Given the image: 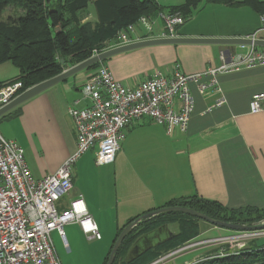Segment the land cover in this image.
<instances>
[{
  "label": "crops",
  "instance_id": "1",
  "mask_svg": "<svg viewBox=\"0 0 264 264\" xmlns=\"http://www.w3.org/2000/svg\"><path fill=\"white\" fill-rule=\"evenodd\" d=\"M212 5L213 15L201 18V25L196 24L200 15L193 17L180 26L178 36L246 38L261 26V14L249 7ZM163 33L155 29L148 38ZM146 35L135 33L132 39H148ZM262 38L264 41V35ZM227 49L211 44L158 45L116 55L105 65L122 85L134 88L155 72L171 76L176 64L187 74L218 66ZM230 49L228 61L246 54L249 46ZM18 74L19 70L11 78L0 76V83ZM89 75L86 70L79 72L0 117V133L24 150L35 178L54 175L75 154L76 133L68 111L72 106L84 109L90 105L83 96ZM217 81V90L201 92L191 86L195 106L186 132L175 129L169 134L164 126L143 118L124 130L113 164L97 165V148L74 163L72 197L83 198L101 239L81 235L89 242L101 241L105 249L111 244L101 264L119 229L173 199L195 197L229 210L264 209V112L252 114L249 108L252 96L264 92V67H241L219 75ZM64 197L58 202L61 210L69 209L75 200L67 205ZM168 229L171 231L169 225ZM62 239L67 247L66 233ZM203 251H187L162 264L183 258L180 264H194L204 259Z\"/></svg>",
  "mask_w": 264,
  "mask_h": 264
},
{
  "label": "built area",
  "instance_id": "2",
  "mask_svg": "<svg viewBox=\"0 0 264 264\" xmlns=\"http://www.w3.org/2000/svg\"><path fill=\"white\" fill-rule=\"evenodd\" d=\"M160 17L170 32L161 37H175V28L183 25L184 19L179 15ZM260 20V28L246 38L263 40L264 14ZM137 25L143 26L149 35L155 21L141 17L136 25L118 34L119 43L111 48L134 42L132 35ZM227 58L222 52L220 65L194 74H187L176 64L171 76L155 72L134 88L122 85L107 66L90 72L83 86V96L90 105L84 109L72 106L68 111L75 127L76 152L54 175L35 178L24 150L0 134V264H61L52 233L57 232L64 238V227L68 223H77L86 236L100 240L98 227L81 196L69 209L58 210V202L73 190L74 163L97 148L96 164H113L124 130L143 118L164 126L169 134L175 129L186 132L195 106L191 86L196 85L201 92L217 90L221 74L241 67H264V47L252 45L246 54L230 61ZM22 88L21 82L0 86V110L22 94ZM249 108L252 114L264 112V92L252 96ZM260 235L263 234L239 237L254 239L261 238ZM230 239L235 240V237ZM224 255L228 254L221 256Z\"/></svg>",
  "mask_w": 264,
  "mask_h": 264
},
{
  "label": "trees",
  "instance_id": "3",
  "mask_svg": "<svg viewBox=\"0 0 264 264\" xmlns=\"http://www.w3.org/2000/svg\"><path fill=\"white\" fill-rule=\"evenodd\" d=\"M91 1L94 3L97 25L104 31L102 37L105 34L109 37L105 38L110 40L105 45V48L109 49L119 43L118 34L124 30L127 31L129 26L136 25L141 17L155 21L161 15H179L184 19V24L189 22L202 0H186L183 4L171 7H164L156 0H0V65L10 63L19 70L16 78L9 82H1L0 86L21 82L23 85L21 92H24L32 86L60 75L69 66H75L91 58L95 51L102 52L104 50L102 41L96 40L99 34L101 38L100 30L96 36L95 32L92 35L89 30L91 22L83 23L90 12ZM207 1L228 7L245 6L259 14H264V1L261 0ZM11 7L18 8L21 14L17 18L9 16L7 20L1 19L2 14ZM180 26L182 25L175 28L176 36L179 35ZM163 32L166 35L170 34L167 29ZM148 37L150 36H144V38ZM105 63L106 60L89 67L86 71L94 72L99 67L106 66ZM20 113L21 110L16 111L13 116ZM170 206L190 208L226 223L233 222L237 214L264 212V209L258 210L252 207L229 210L217 202L199 200L195 197L173 199L164 207ZM171 213L197 219L180 212H167L145 219L126 237L114 264L122 252L126 254L125 264H149L167 252L185 246L191 238L183 239L187 232L181 227V231L176 233L170 241L154 247L131 262L126 261L136 240L163 225L168 226L169 222H162L158 217ZM158 222L160 225H155ZM123 229H119V234ZM163 250L165 251L161 253ZM110 253L104 264H107ZM226 254L228 255L217 256L207 262L200 261L195 264H264V244L255 248L250 246L242 252Z\"/></svg>",
  "mask_w": 264,
  "mask_h": 264
},
{
  "label": "rangeland",
  "instance_id": "4",
  "mask_svg": "<svg viewBox=\"0 0 264 264\" xmlns=\"http://www.w3.org/2000/svg\"><path fill=\"white\" fill-rule=\"evenodd\" d=\"M156 1L164 7H171V6L183 4L185 3L186 0H156ZM214 6L215 5H212V3H209L207 0L201 1L194 15V17L200 15V19L196 23L197 25H201V18H203L206 14L213 15V12L215 11L213 9ZM89 11L90 12L88 13V16L85 18L83 23L91 22V29L89 27V30L92 33V35L95 32V36H96L98 30H100L99 33H101V38L99 34L96 40L102 41V42L100 41L103 46L102 49H104L103 51H105V49L107 50V48H105V45L110 40L105 39V38H109L106 34L102 37V33L104 31H102L97 25L96 17H95V7L92 1L89 6ZM20 14H21V11L18 8L11 7L10 9H7L2 14L1 19L7 20L9 16H13L14 18H17ZM187 23H185L182 26H185ZM155 29L157 32H159V30L160 31L165 30L163 20L161 19V17L156 18L154 30ZM134 33L141 34V33H147V32L143 26L137 25ZM97 53H100V52H97ZM16 72H18V69L14 67L13 65H11L10 63H6V65L0 68V76L2 77L11 78L15 75ZM105 187L106 186L103 185V189H105ZM72 196H73V190L70 192L69 195L64 197L63 201L68 205L73 199L76 200L78 198V197L75 198ZM58 210L60 212L63 211L60 208H58ZM158 218H160L161 219L160 221L162 222L163 221L169 222L170 223L169 227L171 231L173 232L179 233L181 231V227L185 228L186 229L185 232H187V234L185 235V238L183 239H186V238L187 239L191 238V239L182 248L169 251L166 254L161 255L157 260L149 264H160V263L162 264V263H165L170 258L181 255L187 251H194L200 248H204V251H203L204 259L200 261L207 262L208 260H211L217 256H221L222 254H226V253L233 254L236 252H242L245 249L250 248V246L255 248L258 245L264 244V229L256 230V231H236V230H232L228 228L216 227L203 220H200V219L195 220V219H191V218L185 217L180 214H175V213H171L168 215L163 214ZM233 219L234 221L229 224L240 225V226L241 225L242 226H254V227L264 226V212H257L253 214L252 213L251 214H248V213L237 214L235 215ZM250 219H253V220L249 221ZM155 225H160V223L159 222L155 223ZM64 230L66 233V240L68 243L67 247H65L64 240L58 235L57 232L52 233V239H53L58 257L61 261V264H101L102 259L104 258L111 244L109 245L107 249H105L101 241H95V242L87 241V239L81 235L82 231H80L81 229L77 223L66 224L64 227ZM251 233L252 234L259 233L263 235L258 236L261 238L254 237V239L252 238L245 239L244 237V239L241 240V238L239 237V236H246L247 234H251ZM188 234H189V238H188ZM230 237H235V240L230 239ZM224 238H227L228 240H230V242L225 241ZM166 249H168V247ZM165 250L161 251V253H163ZM125 255L126 254L122 252L120 256L118 257L116 264H125L124 263ZM183 259H178L177 261L171 264L183 263V261H185Z\"/></svg>",
  "mask_w": 264,
  "mask_h": 264
},
{
  "label": "water",
  "instance_id": "5",
  "mask_svg": "<svg viewBox=\"0 0 264 264\" xmlns=\"http://www.w3.org/2000/svg\"><path fill=\"white\" fill-rule=\"evenodd\" d=\"M170 44H211V45H219L228 47L226 51L223 52L226 56H230L232 51L230 48H237V47H244V46H257V47H264L263 40H252L249 38H242V37H233V38H207V37H186V36H175V37H159V38H148L144 40L134 41L129 44H125L122 46L113 47L102 51L91 58L75 65L69 67L68 69L64 70L60 75L43 81L31 88L25 90L22 94H20L17 98H15L10 104L5 106L0 110V117L7 114L8 112L14 110L15 108L21 106L25 102L31 100L32 98L36 97L37 95L41 94L42 92L50 89L51 87L67 80L68 78L76 75L79 72H82L89 67L101 63L105 60H108L116 55L137 50L140 48L151 47V46H158V45H170ZM62 63H64L62 61ZM167 212H180L197 219L203 220L208 222L216 227L220 228H228L236 231H256L264 229V226H240V225H232L226 222H222L219 220H214L209 216L181 206H170V207H163L156 211H153L145 216L135 219L130 224H128L122 232L119 234L111 253L109 255V259L107 264H114L118 251L120 250L124 240L130 234V232L138 226L143 220L150 218L152 216L167 213ZM163 234V235H162ZM176 234L172 233L167 225H163L158 229L143 235L140 237L136 242L132 245L126 261L131 262L141 255L145 254L147 251L153 249L170 241L175 237Z\"/></svg>",
  "mask_w": 264,
  "mask_h": 264
},
{
  "label": "flooded vegetation",
  "instance_id": "6",
  "mask_svg": "<svg viewBox=\"0 0 264 264\" xmlns=\"http://www.w3.org/2000/svg\"><path fill=\"white\" fill-rule=\"evenodd\" d=\"M155 216H156V215H155ZM152 217H154V216H152ZM150 218H151V217H150ZM147 219H148V218H147ZM143 221H144V220H143ZM143 221H142V222H143Z\"/></svg>",
  "mask_w": 264,
  "mask_h": 264
}]
</instances>
